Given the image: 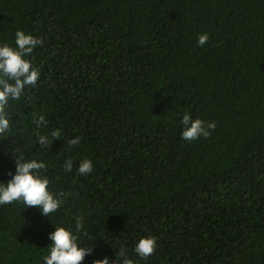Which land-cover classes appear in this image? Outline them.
Wrapping results in <instances>:
<instances>
[{
  "label": "trees",
  "instance_id": "obj_1",
  "mask_svg": "<svg viewBox=\"0 0 264 264\" xmlns=\"http://www.w3.org/2000/svg\"><path fill=\"white\" fill-rule=\"evenodd\" d=\"M17 31L43 40L24 57L40 76L6 109L0 184L16 158L43 162L63 203L0 205V264H43L57 227L91 245L82 264H120L121 248L135 264H264V0H0V46ZM185 114L215 130L183 140Z\"/></svg>",
  "mask_w": 264,
  "mask_h": 264
},
{
  "label": "clouds",
  "instance_id": "obj_2",
  "mask_svg": "<svg viewBox=\"0 0 264 264\" xmlns=\"http://www.w3.org/2000/svg\"><path fill=\"white\" fill-rule=\"evenodd\" d=\"M209 37L207 33L197 37V44L203 47ZM15 48L8 45L0 46V135H5L9 131L10 121L6 111L10 100H19L26 87H34L39 80L40 73L34 68L30 60L24 57L30 56L38 45H43V40L26 35L23 31L15 33ZM37 127L47 126L48 121L45 116L40 115L35 118ZM181 124L183 130L181 137L183 140L191 142L200 137L208 138L211 131L215 130V122L205 123V121L192 120L190 115L182 117ZM61 130L56 129L51 132L53 139L50 141L48 135H38L36 143L41 149L50 148L54 140H59ZM80 137L68 140L69 148L78 146ZM64 170L71 172L73 162L69 159L64 162ZM15 174L7 185L0 186V205L11 204L14 201H22L25 208L32 207L41 211L44 217H49L55 213L62 200L57 199L48 191L49 180L41 177L39 173L46 168L43 162L36 160L21 161L16 158ZM93 171V164L90 160L84 159L80 162L77 172L79 175H87ZM63 195V194H61ZM76 231L83 228V217H77L75 221ZM51 249L47 256L43 258V264H82L84 258L91 254L92 247H78L77 237L63 227L55 228L49 234ZM157 247L154 237L139 239L133 252L142 259L153 255ZM121 257L120 264H135L128 258L125 250L121 248L117 253ZM93 264H109L107 258L93 261Z\"/></svg>",
  "mask_w": 264,
  "mask_h": 264
}]
</instances>
